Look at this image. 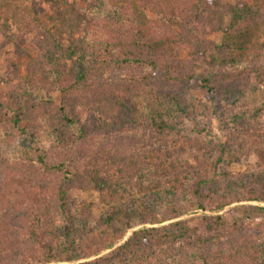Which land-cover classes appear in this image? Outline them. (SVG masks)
Segmentation results:
<instances>
[{
    "label": "trees",
    "instance_id": "trees-1",
    "mask_svg": "<svg viewBox=\"0 0 264 264\" xmlns=\"http://www.w3.org/2000/svg\"><path fill=\"white\" fill-rule=\"evenodd\" d=\"M40 1L22 33L0 17V51L26 61L13 113L0 104V264H264V218L205 215L204 235L181 218L264 202V127L244 110L264 83V0Z\"/></svg>",
    "mask_w": 264,
    "mask_h": 264
},
{
    "label": "rangeland",
    "instance_id": "rangeland-1",
    "mask_svg": "<svg viewBox=\"0 0 264 264\" xmlns=\"http://www.w3.org/2000/svg\"><path fill=\"white\" fill-rule=\"evenodd\" d=\"M224 1L227 2L229 0ZM245 1L249 2V0ZM32 5L43 8V2H41L40 0H0V17L8 21L10 31L12 33L19 34L27 28L30 22L29 10ZM12 45L13 42L10 45L5 46L0 51V58L3 65L0 70V104H2L1 111L6 112L9 115L13 113V109L10 107V95L16 88L17 84L23 80L26 65V61L20 60L15 55ZM25 49L30 54L36 53V49L33 48L30 44H27L25 46ZM211 54L201 55V59L198 64V75L209 76L211 73L217 70L219 61ZM11 62L17 66L16 69L10 66ZM257 88L258 91L250 96L247 104L244 107L246 113L245 120L249 122H257L259 125L264 127V83L260 84V86H257ZM223 107L224 105L220 104L214 110H212L214 112L212 128L216 143H221L224 141V133L222 130L223 121L220 116V110H222ZM252 161V159L248 160L247 162L246 160H242L240 164L232 166V171H243L246 168L245 165L249 164ZM72 198H88L89 200L97 201V197L95 195L85 196L80 191L74 192L72 194ZM185 206L186 211L184 216H182L181 218L189 220L190 224L193 227L199 229L201 235L205 234V224L203 222V217L205 215H225L230 226L239 223L255 224L261 222L264 218V202L262 201H242L215 212H203L197 207L194 202H190ZM255 208H258L259 210ZM56 224H60L58 218ZM132 232L133 230H130L123 237H110L104 234L101 235L97 240H95L92 247H90V253H92V256H89L84 260H93L97 257L107 256L115 247L124 243L129 238V236L132 235ZM50 264H76V262L59 260Z\"/></svg>",
    "mask_w": 264,
    "mask_h": 264
}]
</instances>
